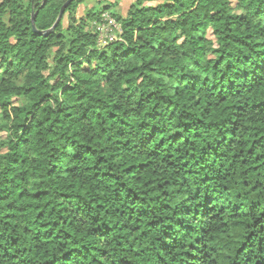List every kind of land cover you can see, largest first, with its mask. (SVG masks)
I'll return each mask as SVG.
<instances>
[{"label":"trees","instance_id":"obj_1","mask_svg":"<svg viewBox=\"0 0 264 264\" xmlns=\"http://www.w3.org/2000/svg\"><path fill=\"white\" fill-rule=\"evenodd\" d=\"M65 1L0 0V264H264V0Z\"/></svg>","mask_w":264,"mask_h":264},{"label":"built area","instance_id":"obj_2","mask_svg":"<svg viewBox=\"0 0 264 264\" xmlns=\"http://www.w3.org/2000/svg\"><path fill=\"white\" fill-rule=\"evenodd\" d=\"M104 17V22H93V30L98 33V43L103 46L108 44L111 41H114L118 38V35L121 33V25L111 17L107 12L102 15Z\"/></svg>","mask_w":264,"mask_h":264},{"label":"rangeland","instance_id":"obj_3","mask_svg":"<svg viewBox=\"0 0 264 264\" xmlns=\"http://www.w3.org/2000/svg\"><path fill=\"white\" fill-rule=\"evenodd\" d=\"M110 1H117L118 2V5L113 9V11L115 12H118V13H121V14H125L126 13V10H127V7L129 5V3L131 2V0H102L101 4L100 5H103L104 2H110ZM98 1L97 0H85L83 3H81L79 6H78V9H77V14L78 15H81L83 14V12H85L88 8L92 7V6H98ZM112 11V10H111ZM111 11H108L107 13L113 17L110 12ZM114 18V17H113ZM64 22L66 23V18H64ZM94 21H90V24H89V27L92 26V23ZM102 22H104V17L102 18ZM209 31V30H208Z\"/></svg>","mask_w":264,"mask_h":264},{"label":"water","instance_id":"obj_4","mask_svg":"<svg viewBox=\"0 0 264 264\" xmlns=\"http://www.w3.org/2000/svg\"><path fill=\"white\" fill-rule=\"evenodd\" d=\"M71 1H73V0H66V1L62 4V6L60 7V10H59V12H58V15H57V17H56L54 23L52 24V26H51L50 28H48V29H46V30H42V31L37 30V28H36V26H35V13H32V15H31V23H32V28H33V30L36 31V32H38V33H41V34H45V35L48 34V33H49L51 30H53V29L55 28V26L58 24V22L60 21L62 15H63V12H64L65 8L69 5V3H70Z\"/></svg>","mask_w":264,"mask_h":264}]
</instances>
